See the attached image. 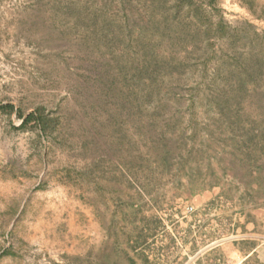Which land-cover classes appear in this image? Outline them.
<instances>
[{"label": "rangeland", "instance_id": "374dc122", "mask_svg": "<svg viewBox=\"0 0 264 264\" xmlns=\"http://www.w3.org/2000/svg\"><path fill=\"white\" fill-rule=\"evenodd\" d=\"M216 5L147 82L139 0H0V264H264V0Z\"/></svg>", "mask_w": 264, "mask_h": 264}, {"label": "trees", "instance_id": "16d2710c", "mask_svg": "<svg viewBox=\"0 0 264 264\" xmlns=\"http://www.w3.org/2000/svg\"><path fill=\"white\" fill-rule=\"evenodd\" d=\"M216 2L217 0H162L155 6L154 0H139L150 15V22L164 25L166 29L175 24L182 27L181 35H173L168 31L164 33L172 48L178 46L181 56H177L176 52L165 54L162 49L159 50L157 42L151 39H134L143 56L141 73L147 82L153 81V76L159 72L173 74L184 66V59L204 46L210 48L214 39L227 35L228 29L224 20L213 17L218 12ZM12 110L11 104H0L2 112L10 113ZM17 115L22 118V127L29 122L37 124L42 130L48 126V120L42 113L34 111L23 115L17 111Z\"/></svg>", "mask_w": 264, "mask_h": 264}, {"label": "crops", "instance_id": "0c3cea01", "mask_svg": "<svg viewBox=\"0 0 264 264\" xmlns=\"http://www.w3.org/2000/svg\"><path fill=\"white\" fill-rule=\"evenodd\" d=\"M256 247L250 248L249 250H239L238 248H235L232 253L235 258H237V261H232V259H228L227 262H231L232 264H239L249 256H251L254 252H256Z\"/></svg>", "mask_w": 264, "mask_h": 264}]
</instances>
